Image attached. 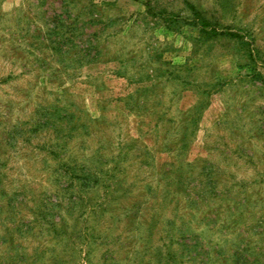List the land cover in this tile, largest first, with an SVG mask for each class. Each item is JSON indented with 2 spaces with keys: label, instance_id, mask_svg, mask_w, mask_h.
<instances>
[{
  "label": "rangeland",
  "instance_id": "obj_1",
  "mask_svg": "<svg viewBox=\"0 0 264 264\" xmlns=\"http://www.w3.org/2000/svg\"><path fill=\"white\" fill-rule=\"evenodd\" d=\"M0 264H264V0H0Z\"/></svg>",
  "mask_w": 264,
  "mask_h": 264
}]
</instances>
